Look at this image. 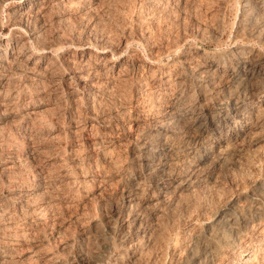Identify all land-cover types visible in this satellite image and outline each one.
Here are the masks:
<instances>
[{
    "label": "bare ground",
    "instance_id": "bare-ground-1",
    "mask_svg": "<svg viewBox=\"0 0 264 264\" xmlns=\"http://www.w3.org/2000/svg\"><path fill=\"white\" fill-rule=\"evenodd\" d=\"M14 1L0 18V264H264V0L240 3L255 43L189 50L166 67L143 59L161 101L125 118L96 109L138 65L122 43L40 48L25 23L65 22L106 0ZM243 159L259 178L218 196V170ZM200 192L215 206L199 205ZM196 203L182 228L166 224Z\"/></svg>",
    "mask_w": 264,
    "mask_h": 264
},
{
    "label": "rangeland",
    "instance_id": "rangeland-1",
    "mask_svg": "<svg viewBox=\"0 0 264 264\" xmlns=\"http://www.w3.org/2000/svg\"><path fill=\"white\" fill-rule=\"evenodd\" d=\"M128 1L106 0V2H101V4L92 11L84 12L86 15L84 13L79 14L76 11L72 12L73 16L70 18V20L61 23H57L55 21L54 23L51 20L52 15L49 13H41L39 14V16L37 15L36 17L32 18L33 21L32 19H30L25 22L27 23L26 27H29V29L32 30V32H34L36 34L35 36L37 37L36 41L35 39L31 40V44L40 48H42V45L44 47H49L50 45H54L52 47H59V45L73 46L83 43H93L96 45H101L107 41L109 48L114 49L115 47H118V45H120L119 42L123 44V46H121V49L124 48L126 51V60L128 61L127 63H129L130 60V63L132 61L136 64L138 63V65L135 69H133V71L130 69V72L128 69L127 73H124L125 76L123 75L121 79H119L120 81L118 80L117 82L115 89L116 91L113 90L114 93L111 92V98L101 104L103 106L100 105V107L98 106L96 108L100 112H104V116L118 115L120 117L123 116L122 118H125L130 116L132 114V111L138 112L139 114L140 110L146 109L150 104H152V102L160 100V93H157V96L155 95L154 98H151V93L153 91L152 86L156 82L151 80L152 71L150 72L145 68L139 66L141 64H144L145 60L143 59H146V57H148L149 55L154 58L158 57L159 60L158 58L156 59L158 60L159 66L166 67L168 63L179 57L177 55H181L182 53L189 50H197L199 54L213 57L221 55L223 53H227L232 47L233 42L237 40L241 45L246 44L249 41L254 43L257 42V40L253 36H251L249 31H245L244 28L238 25L239 18L241 16L240 3L242 0ZM178 2L179 4H177ZM15 5V1L11 0L3 6L4 11L1 12L2 14H0L3 25H6L8 23V15L6 11L14 8ZM82 14L83 16L85 15L86 19L82 20ZM87 14L89 15L87 16ZM19 16L20 15H18V17ZM20 18L22 17L20 16L18 19L20 20ZM92 18H95V23H98L99 25L95 23L94 25H91V23H89V20H91ZM64 24H66V26ZM37 41L39 44L35 45L34 43H36ZM174 44H176V47ZM90 54L91 52L90 50H88L87 58L90 57ZM105 64L106 60H99V65L101 67ZM141 68H143V70ZM84 84L93 85V82H91V79H86L82 82L83 86ZM44 95H50V93L45 92ZM49 103L51 104V102ZM126 111H128V113H126ZM182 132L183 133H181V136L183 134V136L192 138V133L187 127L186 130L184 129V131ZM254 149L246 148L245 154L248 156L252 155ZM241 162L244 164L240 168L230 166L231 168L228 167L227 169H221V171L218 170L217 190L219 191V193H221L218 196L227 198L231 196V194H235L237 189H239L240 187H249V185L247 184L248 181H246L248 180V177L251 176L253 179H257V177L259 178L261 173L259 171H254L253 169H251V167L248 166L250 165L249 161L247 162L246 159H243L241 160ZM233 179L235 180L233 181ZM101 189H106V191L111 193L113 192V189L115 191V187L113 185H108L106 186V188L101 187ZM103 192H105V190H103L101 193ZM197 195L198 196H196V201H198L199 205L200 201L202 202V205L203 203L206 206L208 204L207 207H212L214 204H216L215 202L217 201V197L213 199L214 204H212L213 200L211 198H205L203 193H198ZM204 200L208 201L205 202ZM196 206L197 203L194 206L192 204L189 208L182 207V209L181 207H179V209L175 211L176 213L172 214L173 217L171 215L167 217L168 220L170 219V222L166 219V224L167 222L169 223V225L173 224L174 220L177 221L179 219L178 221L181 222L180 224L178 221L174 223L176 225L178 224L177 226L182 228L185 225L184 223L188 221V219L186 218H188L189 211L195 210L196 212L197 209H193V207L196 208ZM65 209L63 208V211L62 209H57L56 214L60 216V219H67L66 221H68L70 220L69 218H72V215L70 214L73 212V210L67 208ZM184 210H187L185 211L187 214L183 213ZM69 215L70 217L68 218ZM180 225H182V227ZM257 233L258 235L255 234V237L262 239V233Z\"/></svg>",
    "mask_w": 264,
    "mask_h": 264
}]
</instances>
